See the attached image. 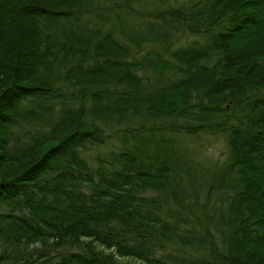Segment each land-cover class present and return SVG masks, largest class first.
<instances>
[{
    "label": "trees",
    "instance_id": "obj_1",
    "mask_svg": "<svg viewBox=\"0 0 264 264\" xmlns=\"http://www.w3.org/2000/svg\"><path fill=\"white\" fill-rule=\"evenodd\" d=\"M129 256L264 264V0H0V263Z\"/></svg>",
    "mask_w": 264,
    "mask_h": 264
},
{
    "label": "rangeland",
    "instance_id": "obj_2",
    "mask_svg": "<svg viewBox=\"0 0 264 264\" xmlns=\"http://www.w3.org/2000/svg\"><path fill=\"white\" fill-rule=\"evenodd\" d=\"M201 143L204 144L203 150L201 151L202 158L206 161L216 160L219 158H223L226 153V143L222 137L214 136L212 139L209 140V138L199 139ZM123 261H133L136 264H140L141 262L139 260H136L133 257H121ZM4 264V263H0Z\"/></svg>",
    "mask_w": 264,
    "mask_h": 264
}]
</instances>
